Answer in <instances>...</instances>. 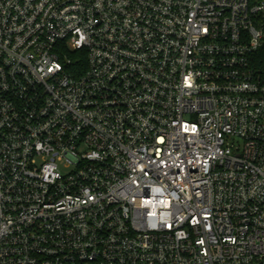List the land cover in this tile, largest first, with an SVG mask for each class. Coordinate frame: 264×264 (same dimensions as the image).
Returning a JSON list of instances; mask_svg holds the SVG:
<instances>
[{
	"label": "built area",
	"instance_id": "obj_1",
	"mask_svg": "<svg viewBox=\"0 0 264 264\" xmlns=\"http://www.w3.org/2000/svg\"><path fill=\"white\" fill-rule=\"evenodd\" d=\"M260 17L0 0V264H264Z\"/></svg>",
	"mask_w": 264,
	"mask_h": 264
},
{
	"label": "trees",
	"instance_id": "obj_2",
	"mask_svg": "<svg viewBox=\"0 0 264 264\" xmlns=\"http://www.w3.org/2000/svg\"><path fill=\"white\" fill-rule=\"evenodd\" d=\"M254 3H263L264 0H251ZM259 26L264 31V17L257 18ZM76 59V56H72ZM251 66L253 70L260 76L264 77V42L263 45L251 56Z\"/></svg>",
	"mask_w": 264,
	"mask_h": 264
},
{
	"label": "rangeland",
	"instance_id": "obj_3",
	"mask_svg": "<svg viewBox=\"0 0 264 264\" xmlns=\"http://www.w3.org/2000/svg\"><path fill=\"white\" fill-rule=\"evenodd\" d=\"M63 172H65V171H63Z\"/></svg>",
	"mask_w": 264,
	"mask_h": 264
}]
</instances>
